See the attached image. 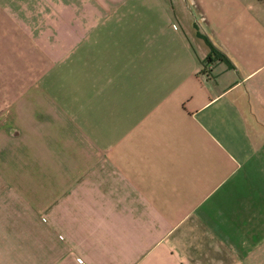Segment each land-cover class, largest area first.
I'll use <instances>...</instances> for the list:
<instances>
[{"label":"crops","instance_id":"obj_1","mask_svg":"<svg viewBox=\"0 0 264 264\" xmlns=\"http://www.w3.org/2000/svg\"><path fill=\"white\" fill-rule=\"evenodd\" d=\"M0 264H264V0H0Z\"/></svg>","mask_w":264,"mask_h":264},{"label":"trees","instance_id":"obj_2","mask_svg":"<svg viewBox=\"0 0 264 264\" xmlns=\"http://www.w3.org/2000/svg\"><path fill=\"white\" fill-rule=\"evenodd\" d=\"M218 57L223 59H228L225 53H223L222 51L218 50L217 48L213 47V45H211V51L207 55L205 62L207 63L212 62L215 58Z\"/></svg>","mask_w":264,"mask_h":264}]
</instances>
